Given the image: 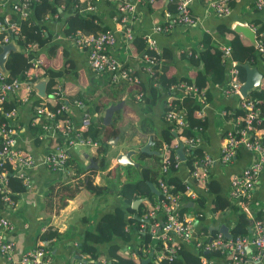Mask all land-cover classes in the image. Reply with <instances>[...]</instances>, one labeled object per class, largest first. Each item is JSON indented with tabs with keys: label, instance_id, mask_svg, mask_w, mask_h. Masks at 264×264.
<instances>
[{
	"label": "crops",
	"instance_id": "1",
	"mask_svg": "<svg viewBox=\"0 0 264 264\" xmlns=\"http://www.w3.org/2000/svg\"><path fill=\"white\" fill-rule=\"evenodd\" d=\"M78 1L79 7L81 9L85 8L86 0ZM253 2L254 0H236L232 5L231 12L219 18L207 9L206 0H193L192 11L201 18L199 25L194 28L177 27L169 34H152L156 39L159 52L163 54V65L168 66L165 67L163 74L167 78L185 77L192 79L198 68L190 63L187 51L195 53L203 51V37L205 34L210 35L212 44L220 48L224 45H230V40L234 37L233 33L225 31L226 28L237 33L234 31V26L243 24L249 28L254 26V30L250 29L255 33V40L264 39V11L256 10L253 7ZM11 4V0H0V17L4 14H9L12 19H15ZM172 6L173 4L157 3L140 7L138 13L140 16L139 21L134 29L135 36L140 35L143 37L150 34L153 22L160 20L166 10L173 12ZM58 11L59 14L56 13L57 16L46 15L48 18L45 17L46 19L43 21V32L47 37V41H45L43 46L38 45V54L43 58H41L43 64L40 70H37L34 74L33 89L30 92H26L29 95V100L26 102L19 101V97L23 95V92L10 95L8 100L15 99L17 102V125L15 128L18 145L37 160H41L48 147L51 146V143L47 140L43 142L35 140L30 134L29 128L34 107L38 105L35 102L39 100V103L47 108L55 106L57 102L52 98V92L56 88L62 90L61 101L67 104L70 115L75 122L88 114L91 118V126L98 123L101 125L100 136L102 140L107 138L106 136H109L112 132H116L115 136L110 137L115 141V144L122 137L123 140H126L125 145L119 149H116L115 144L110 145L111 147L107 152L108 168L104 171L98 170L99 168H92L98 170L94 174H91V170L87 168L89 158L96 160L94 159V153L96 152L94 147L90 148L89 152L82 148L80 150L78 148L71 150L74 153L72 158L76 160V163L81 164L80 166L83 170L78 174L69 165H67L65 173H55L44 165H38L30 172L32 178L31 188L17 195V205L14 209L3 212L13 224V228L8 231L7 236L15 243V259H19L23 252L38 242L40 243L42 235L48 230H55L60 234V238L55 239L51 245L53 264H66L75 253V242L83 238V230L94 228L100 213L111 210L121 204L116 192L119 189V182L126 180V173L119 168L115 177V169L118 166L115 160L116 154L128 149L141 147L147 142L149 137L152 138L154 145L153 137L142 134L138 129L141 118L143 116L151 117L156 126L161 129L166 127L167 122L161 119L163 112L162 99L153 107L148 108L147 104L143 105L137 100L136 92L139 89L138 86L126 83H111L106 75L95 72L88 66L85 51L79 49L68 35H64L65 21L70 13L64 8V4L61 5ZM31 12L32 9L30 10ZM79 14L82 17L79 24L84 27V32L99 33L110 29L121 40L122 32L115 20L116 8L114 4L100 1L97 3L94 12L82 11ZM91 17L93 23L100 28L99 30H89V18ZM260 26H262L263 32L258 35L256 28ZM240 35L243 36L242 34ZM244 38L253 44L249 39ZM115 51L120 60L126 66L132 67L133 71L140 75L142 83L147 85L150 79L147 73L141 69L143 63L140 54H135L132 49L131 51L124 49L120 43L115 48ZM253 60L254 58H252ZM22 64L17 63L15 68L21 67ZM258 64L264 70V63L259 62ZM47 68L60 74L54 78L53 84L50 86H47ZM227 85L228 74H226L223 83H208L203 89L204 92L206 91L209 94L205 106L202 107L203 122L206 121V129L203 131V135L201 134L199 146L193 147L191 154L186 148H183L185 160L181 159L179 169L173 171L171 175L193 185L197 198L195 201L189 202L187 206L182 203L180 208L184 209V206L185 208L187 207L184 211H188L189 214L195 217V212H203L205 210L204 214H207V217L204 221H198L197 226L202 228L204 226L220 228L221 225H226L231 233V229L237 222V212L234 208H227L220 214H210L209 205L212 194L207 193V182L211 179L218 180L222 184L221 187L226 196L230 175L242 170L249 164L253 160V155L247 150L240 149L231 163L222 164L219 161L220 146L225 132L233 124L232 120L223 112L224 110L238 108L239 103L237 96L224 95V89ZM261 88H264V78L262 79ZM177 95H180V93ZM78 101H82V104L76 105ZM260 131H263V129L261 128ZM152 146L151 149L155 150ZM197 150L201 151V155L208 153L215 159V163L209 169L208 174L206 176L202 175L199 180L191 177L193 154H198ZM136 160L138 161V156H136ZM138 162L144 167V165L150 164L151 160L150 158H143L142 161ZM109 171L111 173L107 174ZM86 177L92 178L93 184L103 185L108 183V190L104 192L106 195L102 200L98 199L102 194L94 195L86 188L80 187L78 193L73 198L68 199L67 204L63 208L55 209L54 207L52 210L46 207L45 196L47 189L51 185L59 183V180H64L62 182L65 183H80ZM114 178L118 179L112 182ZM200 195L206 199L205 207L204 203L201 204ZM96 201L98 205H96ZM251 206L253 212L258 216L261 210L264 209V171L253 191ZM201 207L204 208L202 209ZM247 218L249 219V229L252 226V219L248 216ZM130 233L132 241L128 245L124 244L126 245L123 246L124 250L131 249L139 242L140 234L136 231ZM187 248L192 250L190 247ZM252 253L251 250L246 251L244 264H258L250 260ZM224 261L225 257L214 256L211 264H224ZM0 264H4L2 256H0Z\"/></svg>",
	"mask_w": 264,
	"mask_h": 264
},
{
	"label": "built area",
	"instance_id": "2",
	"mask_svg": "<svg viewBox=\"0 0 264 264\" xmlns=\"http://www.w3.org/2000/svg\"><path fill=\"white\" fill-rule=\"evenodd\" d=\"M11 1V10L15 14V19H12L9 14L0 17V48L20 35L19 22L29 18L32 5L37 0ZM100 1L114 4L116 8L115 20L122 32L121 40L110 29L99 33L77 29L69 38L79 49L85 51L88 66L93 71L106 75L108 80L114 84L127 83L140 86L142 83L140 75L134 72L132 67L126 66L115 51L119 43L124 49L133 50L134 29L139 21L140 7L157 3H173L175 8L173 12L166 10L160 20L153 22L151 33L143 36L145 47L140 53L143 63L141 69L147 73L150 80H154L155 85L157 84L158 70L154 69L153 65L156 63L159 50L152 34H169L177 27L194 28L201 23V18L192 11L193 0H86V6L83 9L79 7V1L75 0L73 7L77 8L79 12L92 13ZM235 1L206 0V6L216 17L220 18L231 12L232 4ZM253 7L258 11H264V0H254ZM54 15L57 16L56 13ZM253 27L250 26L252 29ZM262 43V39L255 40V46L260 52L263 51ZM220 49L222 60L228 63V85L224 89V95L237 96L239 103L238 108L223 112L232 120L233 124L225 132L220 146L219 161L222 164L231 163L239 149L247 150L253 155V160L249 164L230 175L226 194L234 208L252 219V226L246 234L235 237L227 238L220 231L211 236L209 232H201L200 227L197 226L198 213L201 211L195 212V217L188 211L181 210V204L195 201L197 193L194 191L193 185L187 182L182 193L172 192L174 185L169 184L166 178L173 171L178 170L181 164L178 153L173 154V157L170 158L172 149L178 148L182 143L188 147L187 150L191 154L193 147L199 146L201 135L199 131H195L196 128H193L190 135H179L175 143L171 145L164 143L161 148L163 175L158 180L161 198L157 200L154 208L145 217H161L162 220L158 219L153 223L140 225L141 231L151 233V241H154V245L151 242L148 244L145 258L149 257L156 263L160 260H171L172 254L176 253L179 248L190 247L199 254V264H211L214 256L208 257L205 253L213 251H217L220 257H225L224 264H244L247 250L253 252L250 257L252 262L264 264V209L258 216L253 212L251 206L253 191L264 171V113L260 100L242 96L241 88L244 81L239 77L236 62L230 58V45L221 46ZM25 51L27 54L38 53V43L29 42L25 45ZM146 51H153L156 56ZM187 53L191 52L187 51ZM28 64L29 66L22 70L20 75L12 79H8V75L0 71V115H3V119L0 121V200L4 204V207L0 209V256L3 257L4 264H53L51 245L55 238L42 239L40 243L38 242L23 252L19 259L14 257L15 243L7 236L8 231L13 228V224L3 213L14 209L17 205V199H14L13 191L9 185L10 176L20 179L29 190L32 186L30 174L32 169L38 165H44L52 172L65 173L71 150L84 146L96 148L99 146V142L85 134V131L91 126L90 116L86 114L75 122L70 115L69 107L61 101L62 90L56 88L52 92V98L57 102L55 106L47 108L42 104L36 105L30 121L32 127L40 126L38 139L42 142L49 141L51 146L48 147L41 160L35 159L30 153L20 148L15 128L17 107L5 111L3 103L8 101L10 95L17 92H23V95L19 97L20 102L29 100V95L26 92L33 89L34 74L40 70L43 61L34 55L29 58ZM169 88L176 89L183 94L193 93L199 103L196 114L202 116V107L206 104L204 90L200 91L194 85L186 84L183 81L172 84ZM143 95L142 91L138 92L137 99L142 100ZM81 104L82 101L76 102V105ZM165 105L168 108L165 119L172 125V130L179 131L189 127L185 113L173 107L175 104L171 92L165 98ZM261 128L263 131H260ZM193 156L191 177L199 180L202 175L208 174L215 159L208 153H203L201 156L193 154ZM138 233L140 234V232ZM157 244H160L159 248H157ZM77 245L78 243L75 242V248L78 247ZM132 256L137 258L135 251H132ZM99 263L107 264L106 258H100ZM75 264H82V261L78 260Z\"/></svg>",
	"mask_w": 264,
	"mask_h": 264
},
{
	"label": "trees",
	"instance_id": "3",
	"mask_svg": "<svg viewBox=\"0 0 264 264\" xmlns=\"http://www.w3.org/2000/svg\"><path fill=\"white\" fill-rule=\"evenodd\" d=\"M75 0H37L32 5V12L29 18L19 22L18 28L20 29V35L15 37V42L18 46L23 47L29 42H37L38 45L43 46L47 37L44 34V19L46 15L52 16L55 13L59 14L58 9L64 4V8L70 13L66 18L64 35L68 37L77 29L83 30L84 27L79 24L80 19L82 18L79 14L77 8H74L73 5ZM173 4V3H171ZM233 5V4H232ZM174 6V5H173ZM171 7L174 11L175 8ZM89 30H99L94 23L92 17L89 18ZM42 30V32H41ZM84 31V30H83ZM226 32L233 33L234 37L230 40V58L237 65L239 71V77L244 81L245 79V69L241 64L249 63L250 65L258 64L259 62L264 63V39H262L263 51L260 52L254 44L249 43L243 36L238 33H234L232 30L226 28ZM263 32L262 26L256 28V33L259 35ZM46 37V38H45ZM134 47L132 52L135 54H140L145 47V41L140 35H136L133 39ZM203 51L199 53L191 52L187 57L192 65L197 67L195 76L192 79L185 77L167 78L163 72L165 71V64L163 65L162 57L163 54L159 52L156 56L153 51H146L152 55L156 56V63L153 65V68L158 70V76L156 79L157 84H154V80H150L147 85L142 84L140 90L144 91V96L140 103L143 105L147 104L148 108L153 107L161 99L163 100V112L161 114V119L165 121L166 113L168 108H166L164 100L167 94L170 92L177 91L176 89H170L169 87L172 84H176L180 81L185 82L189 85H194L198 90H203L208 83L220 84L223 83L227 74V65L222 60V51L221 49L212 44V39L210 35L205 34L203 37ZM133 53V54H134ZM34 55L42 58L38 53L26 54L23 51V48H20L16 51H11L8 58L6 59L5 68L8 74V79L17 77L20 75L26 67L29 66L28 60ZM252 58L254 60L252 61ZM43 59V58H42ZM17 63H23L21 67H17ZM14 65V66H13ZM46 73L48 75V84L50 86L53 84L55 77L59 76V72L54 71L50 68H47ZM120 84V83H117ZM250 97L260 100L261 107L264 113V88L255 90L250 94ZM209 94H204V99L207 102ZM10 99V98H9ZM8 99V100H9ZM173 102L176 107H173L179 111L185 113V118L188 124V128H183L179 131L172 130V125L168 123L165 128H158L154 123V120L151 117L143 116L138 124V129L140 132L147 136H152L154 140V148L159 152L158 154H146L139 153L138 161H142L143 158H150L151 163L144 165L138 172L133 166L127 165L125 167L118 165L115 169V177L117 175V170L121 168L126 173V180L119 182V189L116 192L120 198V203L118 206L114 207L111 210L100 213L97 221L92 229L83 230V238L79 240L78 247L75 248V253L69 258V264H75L78 260L82 261V264H100V258L105 257L107 264H199L200 257L199 254L193 250L182 247L179 248L176 253L172 254L171 260H160L159 262L149 261L143 263L142 260L145 258V250L148 247V244L151 241V233L141 231V224L144 223H153L155 220L161 219V217L152 218L150 216L145 217L150 210H152L157 202L160 199V196H156L151 192L149 183H153L158 186V180L162 177L161 169V148L164 143L171 145L176 142L179 135H190L192 133V128L195 127L197 131H200L203 135V131L206 129V121H204L202 116L196 114L197 109L199 108V103L195 99L193 93L183 94L174 96ZM35 104L41 105L39 100ZM17 106L15 99L4 102L3 110H9ZM170 109V108H169ZM3 119V115H0V121ZM101 125L94 124L90 126L85 134L91 136L94 139H97L99 146L96 147V152L94 153V159H98V167L100 171H104L109 166V160L107 158V152L110 149L109 139L112 136L116 135V132H112L107 138L103 139L100 136ZM30 134L38 139V133L40 131V126L37 125L32 127L30 125ZM60 143V142H58ZM188 148L186 145L184 146ZM177 149H172L170 158L173 157V154L177 153ZM240 150V149H239ZM198 155H201V151H196ZM238 152V151H237ZM72 151L69 152V158L67 160V165L72 166L77 172L76 174L82 172L81 164L76 163L75 159L72 158ZM74 164H77L74 166ZM91 174L96 173L98 170L90 169ZM111 173L110 171L107 174ZM118 178H114L112 182ZM169 184H173L174 188L172 192H183L185 190L186 182L181 181L171 174L166 178ZM92 178L86 177L80 183H65L59 182L51 185L46 192V207L49 209L54 207V203L57 206V209L63 208L67 204V200L74 197L76 193L80 190V187L86 188L90 193L94 195H101L106 190H108V183L103 185H97L92 183ZM10 189L13 191L14 199H17V195L23 192H26L27 189L23 185L22 181L14 176H10ZM221 183L218 180H209L207 182L208 194H212L211 203L209 207L210 214H220L225 211L227 208H234L231 201L224 195L223 188ZM1 194V193H0ZM148 197L147 200H144L140 203L137 208L131 206L138 198ZM201 204L205 202L206 199L203 196H199ZM188 203L185 204L187 206ZM184 206V209H186ZM4 207L3 202L0 200V209ZM204 207H201L202 209ZM182 208L181 210L184 211ZM206 209V208H205ZM237 212V222L231 229V234L233 237L246 234L248 232L249 219L246 214L234 208ZM205 213V210L203 211ZM203 212L198 213L197 221H204L207 217V214ZM202 224V222H201ZM129 229V230H128ZM201 232H209L212 236L216 234L219 228H211L204 226V228H199ZM138 231L142 237V243L137 247L124 250L123 246L128 245L132 241V235L130 232ZM48 238H60L58 232L48 230L45 234L42 235L41 239ZM126 244V245H124ZM128 247V246H127ZM160 247V244H157V248ZM132 251H135L137 258L132 256ZM206 256H219L217 251L205 253Z\"/></svg>",
	"mask_w": 264,
	"mask_h": 264
},
{
	"label": "water",
	"instance_id": "4",
	"mask_svg": "<svg viewBox=\"0 0 264 264\" xmlns=\"http://www.w3.org/2000/svg\"><path fill=\"white\" fill-rule=\"evenodd\" d=\"M234 31L242 34L244 37L249 39L253 44H255V33L247 25L238 24V25L234 26ZM16 50H18V48H17L16 44L14 43V41H10L9 43L1 46L0 69L2 71L6 72L5 62H6V59L8 57V54L11 51H16ZM237 65H240V64H237ZM241 66L245 69V79H244V83H243L242 88H241V94L243 97H247L253 91L261 89L262 79L264 78V70L259 67V64H255V65L251 66L249 63H245V64H241ZM178 93L179 92H176V94H178ZM108 143L110 145H112V144H115V141L110 138ZM152 145H153L152 138L149 137L147 142L145 144H143L141 147H139L138 149L132 148V149H128L124 152L117 153L115 156V160H116L117 164L120 166L125 167L127 165H131L138 172H140L143 165L136 160V156H138L139 153L142 152V153H146L149 155H151V154H158L159 155L158 151L151 149ZM183 146L184 145L182 143L179 144V147L177 149V153L180 155V158L182 160H185V156H184V152H183ZM87 168L98 169L99 168L98 167V161L93 160L92 158H89ZM149 186H150L151 192L153 194H155L156 196H159L161 194L160 190L158 189V187L156 185H154L153 183H149ZM147 199H148L147 197L138 198L134 202H132L131 206L133 208H136L140 202L147 200ZM219 230L226 237H228V238L231 237V233L229 232V229L226 225H221ZM149 261H150L149 258L142 260L143 263H147ZM109 264H111V263H109Z\"/></svg>",
	"mask_w": 264,
	"mask_h": 264
},
{
	"label": "rangeland",
	"instance_id": "5",
	"mask_svg": "<svg viewBox=\"0 0 264 264\" xmlns=\"http://www.w3.org/2000/svg\"><path fill=\"white\" fill-rule=\"evenodd\" d=\"M87 109H89V108H87ZM99 124V123H98ZM96 125V124H95ZM100 125V124H99ZM125 143H126V140H123V137L122 138H120L119 140H118V142H117V144H115L114 146L116 147V149H119L120 147H122L123 145H125ZM110 146V145H109ZM111 147V146H110ZM82 149H84V150H86L87 152H89L90 151V148H92V147H90V146H84V147H81ZM77 149V148H76ZM138 149V148H137ZM78 150H80V148H78ZM113 155V154H112ZM62 181H64V180H59L58 182H62ZM78 183H76V185H77ZM106 195V193H103L102 194V196H100V197H98V199L99 200H102L103 198H104V196ZM112 195V194H111ZM96 205H98V203H97V201H96ZM57 206H58V203H57ZM57 206L55 205V203H54V207H55V209H57ZM53 207V208H54ZM60 209V208H59ZM53 210V209H52ZM151 242V244H153L154 245V241H150ZM142 243V237H141V235H140V239H139V242L134 246V247H132V248H135V247H137L139 244H141ZM131 248V249H132Z\"/></svg>",
	"mask_w": 264,
	"mask_h": 264
},
{
	"label": "clouds",
	"instance_id": "6",
	"mask_svg": "<svg viewBox=\"0 0 264 264\" xmlns=\"http://www.w3.org/2000/svg\"><path fill=\"white\" fill-rule=\"evenodd\" d=\"M234 3V2H233ZM14 41V43L16 44V42H15V40H13ZM255 45V44H254ZM16 46H17V48L18 49H20V48H23V51L26 53V51H25V46H23V47H20V46H18V44H16ZM27 54V53H26ZM0 71H2L1 69H0ZM2 72H4V71H2ZM6 74H7V72H5ZM8 75V74H7ZM127 84V83H126ZM143 83H141V85H142ZM141 85L140 86H138V90H137V92H136V95L138 94V92H140V91H142L143 93H144V91L143 90H140V88H141ZM175 92H179V91H175ZM172 95H174V96H177V94L176 93H174V92H172ZM144 96V95H143ZM250 96V95H249ZM166 98V97H165ZM138 100V99H137ZM139 101H141V100H139ZM164 103H165V100H164ZM166 106V105H165ZM175 107H176V105H175ZM48 108H53V106H51V107H48ZM167 108V107H166ZM202 117H203V114H202ZM166 120V119H165ZM193 128H195V127H193ZM193 128H192V131H193ZM195 131H197V129L195 130ZM200 132V131H199ZM200 135H201V132H200ZM183 148H184V146H183ZM158 187V186H157ZM221 232V231H220ZM231 236H232V234H231ZM228 238V237H227ZM146 258H148V257H146ZM146 258H144V259H146ZM150 259V258H149ZM151 261V260H150Z\"/></svg>",
	"mask_w": 264,
	"mask_h": 264
}]
</instances>
